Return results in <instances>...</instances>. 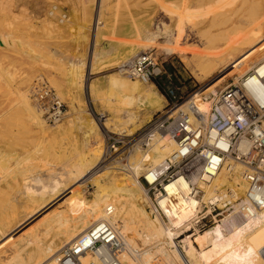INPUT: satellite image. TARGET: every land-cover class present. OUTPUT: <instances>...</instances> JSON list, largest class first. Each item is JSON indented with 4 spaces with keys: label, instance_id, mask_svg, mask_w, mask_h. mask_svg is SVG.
Here are the masks:
<instances>
[{
    "label": "bare ground",
    "instance_id": "obj_1",
    "mask_svg": "<svg viewBox=\"0 0 264 264\" xmlns=\"http://www.w3.org/2000/svg\"><path fill=\"white\" fill-rule=\"evenodd\" d=\"M181 1L193 8L192 19L201 11L208 24L205 32L197 31L196 33L197 37L203 41V47L199 49L196 48L197 46H192L188 51L185 65L194 68L191 76L193 74L198 83L199 81L203 83L216 72H220L212 79L213 84H217L224 81V72H228L230 77L240 76L233 83L236 85L240 78L251 73L242 80L243 88L256 103L264 105V85L261 81L264 77V0ZM103 3L104 1L101 0V7ZM247 9L249 10L247 13H252V17L247 14L251 17L248 23L251 29L249 32L248 30L244 32V26L241 27L242 22H233V20ZM218 18L226 19L221 24L218 23ZM230 22H233L232 25L222 28ZM142 31L140 29L135 33L138 39L141 38ZM160 32L159 29L156 33L147 31L150 34L144 41L148 44L156 42L161 36H167L166 38L172 36L175 31L165 27L164 31ZM172 42L173 40H168L167 43L170 45H167L171 48L168 51L165 49L169 54L177 50L174 49ZM144 45H141V48ZM11 46H13V41L10 35H4V33L0 35L1 49L12 48ZM99 56L100 54H95V58ZM79 62L73 64L74 69L67 79L82 87L84 80L82 68L85 64ZM91 63L94 64L92 60ZM93 64H91L92 67ZM26 81H29V78ZM109 83L115 94L120 96V103L126 105L125 107L136 105L152 108L157 105L158 99L152 87L143 89L137 82L114 76L110 77ZM207 91L205 92L207 96L215 94L214 86L208 87ZM29 95L20 93L22 111L24 110L27 117L34 121L35 126L44 131L45 124L40 116L42 112L38 113L34 108ZM189 100L190 103L184 106V110L187 111L191 106L196 107L202 113L208 111L209 103L201 95H195ZM125 113L123 112L126 115L123 123L112 125L113 130L118 131L116 133L127 135L119 151L111 152L107 149L103 132L99 124L92 119L83 131L85 143L91 152L89 160H78L76 164L73 163L74 165L70 162L71 166L63 169L64 172L59 174L60 177L53 179L51 184L41 185L40 189H35L29 184L24 185L21 197L25 196L26 202L20 205V200L14 213L17 216L10 218L8 226L5 224L2 225L3 227L0 226V247H2L0 264H63V254L68 248L82 239L91 228L101 223L111 225L121 237L122 248L117 254L121 264H153L156 262V256L162 257L160 258L163 263L158 261L159 264H264V214L253 217L242 224H236L230 218H226L209 227L201 235H189L182 245L186 258L181 256L178 244L175 242L176 239L181 238L179 229L201 209L198 201L185 199L191 187L184 179H178L167 186L169 197L156 201L155 206L162 210L168 220L166 227L158 215L152 216L154 210L147 195L148 190L139 181L142 174L147 181L153 182L156 172L163 170L166 160L176 150L177 141L173 138L175 121L160 129L161 127L158 126L164 122L161 121L162 117L158 122L150 121L143 130L133 135L134 131L141 128L151 117L144 124L136 125L134 123L137 117L131 111ZM12 115L13 113L8 117L12 118ZM121 119L124 118L121 117ZM130 124H133L131 126L135 128L130 130ZM107 125H109V120H107ZM106 129L109 128L106 127ZM1 134L4 135V133ZM144 144L148 146L147 150L141 148ZM120 152H125L122 157ZM27 162L29 163L28 160ZM100 162L101 166L107 169L100 171L98 169ZM232 170L233 173H229L225 165L211 184L203 188L205 203L213 201L217 191L226 187L238 193L244 192L246 187L245 178L242 176L243 167L235 165ZM34 179L38 183L43 181L38 178ZM87 182L97 189L96 195L91 200H87L82 193L77 191L78 186ZM172 196L176 200L175 204H170L169 199ZM148 207L151 209V214L146 210ZM19 209L23 211L19 212ZM110 209L111 214L108 212ZM37 218L39 219L32 224L31 222ZM196 246L200 248V251ZM166 247L173 250L172 253H168ZM111 259L109 250L101 247L95 253L88 252L81 255L79 262L80 264H108L111 263ZM65 264L74 263L66 261Z\"/></svg>",
    "mask_w": 264,
    "mask_h": 264
},
{
    "label": "rangeland",
    "instance_id": "obj_2",
    "mask_svg": "<svg viewBox=\"0 0 264 264\" xmlns=\"http://www.w3.org/2000/svg\"><path fill=\"white\" fill-rule=\"evenodd\" d=\"M0 1L2 2H0V11L2 10L0 12V35L9 34L13 41L12 48L1 49L0 47V133H4L0 135V158L3 159V161L0 159V164L3 162L0 167V173H2L0 175V223L7 218L17 216L14 214L16 210L13 211V205H16L17 209V203L20 200V205L26 202V197H21L24 185L29 184L35 189H40L41 185L51 184L53 179L60 177L59 174L64 172L63 169L71 166L70 162L74 165L78 160H89L91 152L85 143L83 131L92 119L101 128L107 149L111 152L119 151L127 135H119L116 133L117 130H113L112 125L123 123L126 111H131L137 117L136 122L134 121L136 125L144 124L151 117L141 128L134 131V135L143 130L150 121L156 122L159 116L170 110L167 96L158 87V83L161 86L167 83L169 80L167 76L173 80V85L179 90V96L183 99L202 95L210 86H214L215 93L219 92L240 77L238 75L230 77L228 72H224V81L213 84L212 79L220 72H216L203 83L200 81L198 83L193 74L191 76L194 68L191 67V69L185 65L188 51L192 46H197L196 48L199 49L203 47L204 43L196 33L197 31L205 32L208 24L201 11L192 19L193 8L181 0H103V7L100 6L101 0ZM248 11L247 9L233 20V22H242L241 27L244 26V32L247 30L249 32L251 29L248 23L252 13H247ZM225 19L218 18L217 21L222 24ZM233 22L222 28L229 27ZM165 27L174 30V34L168 38L161 36V39L158 38V41L149 42V44L144 41L150 33H156L158 29L161 33L160 31H164ZM192 27L195 28L192 29ZM140 29L143 30V34L138 39L135 33ZM179 32L180 34L182 32L183 36ZM168 40H173V47L177 49L174 53H167L171 48L170 43H167ZM140 44L144 46L141 48ZM107 52L112 53L107 54ZM96 53L100 56L95 58ZM143 53L153 54L158 63L163 66L166 75L159 82L143 84L120 74L119 67L122 64ZM76 62L85 64L82 68L84 79L82 87L67 79ZM170 63L174 64L176 70L167 69ZM91 64L94 66L92 67ZM92 68L94 69L91 70ZM111 75L137 82L143 89L152 87L158 99L157 105L152 108L136 105L125 107L126 105L120 103V96L111 89L109 83ZM28 78L29 81H26ZM39 79H43L57 93L65 106V117L56 125L45 122L32 98V89ZM20 93L30 94V102L38 113H41V120L45 124L44 131L35 126L34 121L27 117L24 110L22 111ZM12 113V118L8 117ZM107 120H109V125L106 126ZM5 121L11 123L6 124ZM168 122L171 123L166 121L158 127L162 129L169 124ZM131 125L133 124L129 126ZM129 128L132 130L135 127ZM2 129L5 131L3 132ZM141 148L147 150L148 146L144 144ZM120 153L122 157L125 152ZM101 162L98 169L100 171L107 169L101 166ZM34 178L43 181L38 183ZM139 181L144 184L142 174ZM139 181L137 179L138 183ZM96 190L89 182L77 187V191L82 193L87 200H91L96 195ZM151 206L155 210L152 203ZM20 209L19 212H22L23 210ZM146 210L151 214L149 207ZM39 218L31 223L33 224ZM227 228L231 230L228 226ZM174 231L172 232L175 233ZM201 234H194V236ZM189 235L192 236L190 233L182 232L179 234L181 238L175 240L184 258L186 256L182 251V245ZM4 244L7 243L4 242ZM196 248L200 249L198 246ZM166 251L172 253L173 250L166 247ZM160 257L156 256L155 261L163 263Z\"/></svg>",
    "mask_w": 264,
    "mask_h": 264
},
{
    "label": "built area",
    "instance_id": "obj_3",
    "mask_svg": "<svg viewBox=\"0 0 264 264\" xmlns=\"http://www.w3.org/2000/svg\"><path fill=\"white\" fill-rule=\"evenodd\" d=\"M119 71L130 80L143 84L159 82L166 75L163 66L151 53L136 56L122 64ZM247 75L251 73L245 74L244 78ZM167 78L169 80L162 88L170 102V110L158 120L163 117L161 121H175L173 138L177 147L166 160L163 170L156 172L153 182L143 176V185L155 209L152 216L158 215L167 227L166 216L155 204L157 200L169 197L167 186L178 179H184L191 187L185 199L198 201L201 208L179 229L181 233L200 234L226 218L242 224L264 214V105L256 103L243 88L242 78L236 85L230 84L215 94L207 96L203 93L201 97L209 103L206 113L191 106L186 111L184 106L192 97H180L170 76ZM261 81L264 85V77ZM32 92L45 122L60 123L66 113L57 93L43 79L36 82ZM225 165L229 173H233L235 165L243 167L244 192L238 193L226 187L217 191L213 201L205 203L203 188L211 184ZM169 201L170 204L176 203L173 196ZM108 212L111 214L112 210ZM101 247L107 248L112 256L108 264H121L117 256L122 248L121 237L107 223L91 228L82 239L71 245L63 254L62 263L80 264L81 255L95 253Z\"/></svg>",
    "mask_w": 264,
    "mask_h": 264
},
{
    "label": "crops",
    "instance_id": "obj_4",
    "mask_svg": "<svg viewBox=\"0 0 264 264\" xmlns=\"http://www.w3.org/2000/svg\"><path fill=\"white\" fill-rule=\"evenodd\" d=\"M167 69L168 70H176V68L174 67L173 63H170V66H168ZM12 207H13V211H15L16 210V205H13ZM9 220H10V218H7L6 220H4V222L0 223V226H2L3 224L8 226Z\"/></svg>",
    "mask_w": 264,
    "mask_h": 264
},
{
    "label": "trees",
    "instance_id": "obj_5",
    "mask_svg": "<svg viewBox=\"0 0 264 264\" xmlns=\"http://www.w3.org/2000/svg\"><path fill=\"white\" fill-rule=\"evenodd\" d=\"M172 82H173V80H172ZM174 83V82H173ZM158 87L160 88V89H162L163 90V88H162V86H161V84L160 83H158Z\"/></svg>",
    "mask_w": 264,
    "mask_h": 264
}]
</instances>
